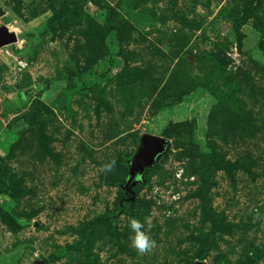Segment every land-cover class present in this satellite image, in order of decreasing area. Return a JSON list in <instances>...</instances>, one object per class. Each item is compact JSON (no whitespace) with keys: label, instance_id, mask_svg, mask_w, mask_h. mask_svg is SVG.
Segmentation results:
<instances>
[{"label":"rangeland","instance_id":"374dc122","mask_svg":"<svg viewBox=\"0 0 264 264\" xmlns=\"http://www.w3.org/2000/svg\"><path fill=\"white\" fill-rule=\"evenodd\" d=\"M98 1L0 0V264H264V0Z\"/></svg>","mask_w":264,"mask_h":264},{"label":"water","instance_id":"95a60500","mask_svg":"<svg viewBox=\"0 0 264 264\" xmlns=\"http://www.w3.org/2000/svg\"><path fill=\"white\" fill-rule=\"evenodd\" d=\"M17 42L15 33L10 32L6 26L0 27V47ZM143 147L138 152L134 161L131 162V169L128 175L126 190L131 192L133 182L142 176L146 168L152 166L156 159L165 151L166 140L162 137L145 135L143 136ZM195 264H203L197 262Z\"/></svg>","mask_w":264,"mask_h":264},{"label":"clouds","instance_id":"9594fccd","mask_svg":"<svg viewBox=\"0 0 264 264\" xmlns=\"http://www.w3.org/2000/svg\"><path fill=\"white\" fill-rule=\"evenodd\" d=\"M115 159H112L104 163L101 167L103 171H111L115 166ZM129 227L131 229V234L129 239L131 245L137 249L138 252L150 251L155 246V240H153L145 225L151 227V217H145V222L142 223L140 220L134 217L129 218Z\"/></svg>","mask_w":264,"mask_h":264},{"label":"trees","instance_id":"16d2710c","mask_svg":"<svg viewBox=\"0 0 264 264\" xmlns=\"http://www.w3.org/2000/svg\"><path fill=\"white\" fill-rule=\"evenodd\" d=\"M91 3L96 6V7H101L100 6V2L98 0H91ZM49 30L52 34L56 33L57 30V23L55 22H51L49 24ZM37 119H38V109L34 108L32 109L29 114H27V116L25 117V122L27 125L29 126H36L37 124ZM203 257V256H202Z\"/></svg>","mask_w":264,"mask_h":264}]
</instances>
